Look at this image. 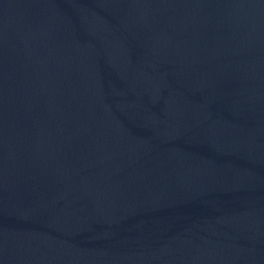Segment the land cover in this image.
<instances>
[{"label":"water","instance_id":"obj_1","mask_svg":"<svg viewBox=\"0 0 264 264\" xmlns=\"http://www.w3.org/2000/svg\"><path fill=\"white\" fill-rule=\"evenodd\" d=\"M0 264H264V0H0Z\"/></svg>","mask_w":264,"mask_h":264}]
</instances>
